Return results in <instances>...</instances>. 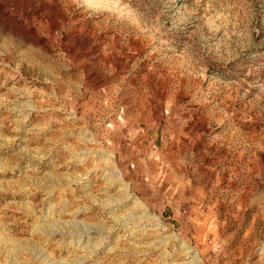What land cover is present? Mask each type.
Wrapping results in <instances>:
<instances>
[{
    "label": "rangeland",
    "instance_id": "374dc122",
    "mask_svg": "<svg viewBox=\"0 0 264 264\" xmlns=\"http://www.w3.org/2000/svg\"><path fill=\"white\" fill-rule=\"evenodd\" d=\"M0 264H264V0H0Z\"/></svg>",
    "mask_w": 264,
    "mask_h": 264
},
{
    "label": "bare ground",
    "instance_id": "6f19581e",
    "mask_svg": "<svg viewBox=\"0 0 264 264\" xmlns=\"http://www.w3.org/2000/svg\"><path fill=\"white\" fill-rule=\"evenodd\" d=\"M125 188H127V186H125ZM185 252L186 253H193L194 254V251L193 250H190L188 246H186Z\"/></svg>",
    "mask_w": 264,
    "mask_h": 264
}]
</instances>
